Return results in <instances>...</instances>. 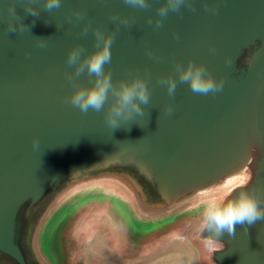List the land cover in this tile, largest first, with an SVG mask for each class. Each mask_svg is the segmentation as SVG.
I'll list each match as a JSON object with an SVG mask.
<instances>
[{
    "label": "water",
    "instance_id": "water-1",
    "mask_svg": "<svg viewBox=\"0 0 264 264\" xmlns=\"http://www.w3.org/2000/svg\"><path fill=\"white\" fill-rule=\"evenodd\" d=\"M162 2L141 10L124 0H61L48 13L36 0L41 14L32 17L15 0L30 30L10 33L9 0H0V264H70L71 233L94 210L120 223L130 251L183 234L203 248L204 264H264V221L237 225L214 250L200 228L209 200L264 197V0H192L194 11L169 12L157 29L147 17ZM114 13L132 22L118 27ZM84 23L115 33L105 66L113 81L139 74L150 91L144 116L113 132L103 112L84 114L67 101L69 49L95 47ZM37 37L47 38L44 47ZM189 59L222 78L223 90L197 95L177 79L170 97L157 78Z\"/></svg>",
    "mask_w": 264,
    "mask_h": 264
},
{
    "label": "clouds",
    "instance_id": "clouds-1",
    "mask_svg": "<svg viewBox=\"0 0 264 264\" xmlns=\"http://www.w3.org/2000/svg\"><path fill=\"white\" fill-rule=\"evenodd\" d=\"M35 2L36 0H23L24 11L32 17H39L41 12L33 6ZM40 2L43 4V11L48 13L61 7V0H40ZM124 3L134 9L146 10L150 7L149 0H124ZM182 6L195 10L192 0H163L156 9V18L148 16L147 23L159 29L169 12L178 13ZM212 11L215 10L212 9ZM9 13L7 28L10 33L30 30V27L23 22V17L17 14L15 0H9ZM74 16L77 21H81L85 13L76 10ZM111 19L118 27L119 25L127 27L132 22L129 17L115 13ZM56 27L61 29L62 25H56ZM90 29L94 35V49L88 52L81 44H76L67 53L66 63L73 69L66 72L69 83L73 85V91L67 101L84 114L89 111L103 112L105 122L113 132L122 127V122H130L133 117L144 116L145 108L150 103V91L146 78L139 74L132 75L128 79L113 81L111 71L106 70L105 66L112 60L111 45L115 33H106L100 28H93L90 23H84L81 32L87 35ZM37 39L40 46L44 47V41L47 38L37 37ZM146 51L149 56L153 55L150 49ZM225 63L231 65L233 59L226 57ZM173 67L175 75L169 74L157 78L158 82L166 87L170 97L176 93L177 79L180 83L187 84L197 95L215 94L223 90V79L214 78L203 63H195L189 59L186 64L176 61ZM84 75L91 81L90 84L77 83L78 78ZM165 111L170 114L172 106L166 105ZM39 143V139L33 137L34 149L39 148ZM261 199L264 197H258L254 191H241L227 203L217 200L207 201L200 224L201 230L207 233L204 238L205 245L214 250L218 242H221L220 237L225 234L229 237L234 236L237 225L243 228L247 226L245 228L247 231L257 222L264 221V206L261 204Z\"/></svg>",
    "mask_w": 264,
    "mask_h": 264
},
{
    "label": "rangeland",
    "instance_id": "rangeland-1",
    "mask_svg": "<svg viewBox=\"0 0 264 264\" xmlns=\"http://www.w3.org/2000/svg\"><path fill=\"white\" fill-rule=\"evenodd\" d=\"M197 225L199 220L196 219L193 226ZM71 234L70 264H204V250L196 245L190 246L191 249L184 250L181 255L180 252H172L174 245L161 246L147 253L128 250L122 226L104 210H94L82 216Z\"/></svg>",
    "mask_w": 264,
    "mask_h": 264
},
{
    "label": "crops",
    "instance_id": "crops-1",
    "mask_svg": "<svg viewBox=\"0 0 264 264\" xmlns=\"http://www.w3.org/2000/svg\"><path fill=\"white\" fill-rule=\"evenodd\" d=\"M170 245H174L175 249H176V251L174 249V250H172V252H174L175 254H176V252H180L179 254L181 255L184 252V250L191 249L189 247L194 245V244L192 243V241H191V239H190V237L188 235L181 234V235H177V236L171 237V238L165 240L161 244V246H166V247L170 246ZM161 246L159 245V247L157 249H159ZM180 249L182 251H180ZM194 250H195V248H194Z\"/></svg>",
    "mask_w": 264,
    "mask_h": 264
}]
</instances>
